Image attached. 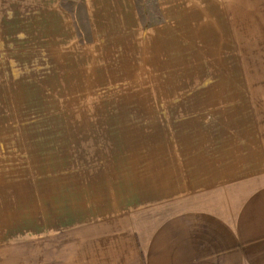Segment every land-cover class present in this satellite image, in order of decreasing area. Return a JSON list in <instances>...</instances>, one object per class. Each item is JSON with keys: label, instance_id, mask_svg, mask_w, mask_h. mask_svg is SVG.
<instances>
[{"label": "rangeland", "instance_id": "obj_1", "mask_svg": "<svg viewBox=\"0 0 264 264\" xmlns=\"http://www.w3.org/2000/svg\"><path fill=\"white\" fill-rule=\"evenodd\" d=\"M68 2L62 22L25 23L14 53H0V144L16 149L15 172L39 196L63 193L66 206L71 194L77 214L133 199L165 206L145 216L153 223L191 206L216 178L209 145L223 139L188 118L193 97L222 101L229 79L263 88L264 37L235 38L206 6L133 0L109 15L115 8ZM62 210L55 224L76 217Z\"/></svg>", "mask_w": 264, "mask_h": 264}, {"label": "crops", "instance_id": "obj_2", "mask_svg": "<svg viewBox=\"0 0 264 264\" xmlns=\"http://www.w3.org/2000/svg\"><path fill=\"white\" fill-rule=\"evenodd\" d=\"M83 1L115 8L109 15L133 7V0ZM171 1L159 0L160 7L206 6L209 20L223 18L235 38L250 30L264 37V0ZM66 4L0 0V53L13 52L15 33L23 35L25 23L36 22L40 30V24L62 22ZM193 99L198 109L188 118L195 127L223 134L208 150L216 178L208 191L192 197L191 206L153 223L145 216L165 206L138 207L132 199L120 208L109 201L104 214L96 213L98 206H81L77 214L71 194L66 206L63 193L39 196L38 187L15 172L16 149L0 144V264H264V82L252 94L248 83L229 79L222 101ZM55 208L76 217L55 224Z\"/></svg>", "mask_w": 264, "mask_h": 264}]
</instances>
